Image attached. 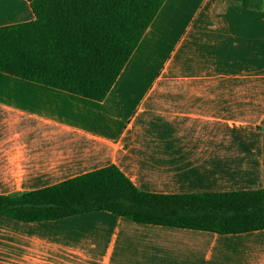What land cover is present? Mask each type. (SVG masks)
Wrapping results in <instances>:
<instances>
[{
  "label": "crops",
  "instance_id": "0c3cea01",
  "mask_svg": "<svg viewBox=\"0 0 264 264\" xmlns=\"http://www.w3.org/2000/svg\"><path fill=\"white\" fill-rule=\"evenodd\" d=\"M31 1L0 0V26ZM111 163L154 193L264 184V0H163L101 100L0 71V194ZM0 264H264V229L0 214Z\"/></svg>",
  "mask_w": 264,
  "mask_h": 264
},
{
  "label": "trees",
  "instance_id": "16d2710c",
  "mask_svg": "<svg viewBox=\"0 0 264 264\" xmlns=\"http://www.w3.org/2000/svg\"><path fill=\"white\" fill-rule=\"evenodd\" d=\"M162 2L32 0L33 19L0 26V71L101 100ZM100 209L142 223L239 233L264 229V184L154 193L138 189L111 163L40 188L0 194V214L21 221Z\"/></svg>",
  "mask_w": 264,
  "mask_h": 264
}]
</instances>
